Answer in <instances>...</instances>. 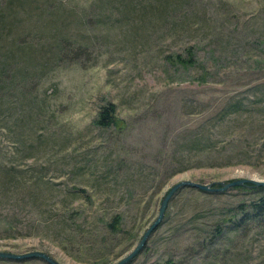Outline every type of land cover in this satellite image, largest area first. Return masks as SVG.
Returning <instances> with one entry per match:
<instances>
[{"label":"rangeland","instance_id":"374dc122","mask_svg":"<svg viewBox=\"0 0 264 264\" xmlns=\"http://www.w3.org/2000/svg\"><path fill=\"white\" fill-rule=\"evenodd\" d=\"M237 179L264 180V0H0V251L115 264L174 184ZM251 186L180 188L128 264H264L228 225Z\"/></svg>","mask_w":264,"mask_h":264},{"label":"water","instance_id":"95a60500","mask_svg":"<svg viewBox=\"0 0 264 264\" xmlns=\"http://www.w3.org/2000/svg\"><path fill=\"white\" fill-rule=\"evenodd\" d=\"M246 184H252L253 186H264V180L262 179H237V180L230 181L226 184L222 183L221 188L219 189L209 188L208 185L194 183L191 181H181V182L174 184L163 197L155 220L148 227V229L144 232L141 239L138 241V243L135 245V247L131 250V252L128 255L120 259L115 264H128L133 258H135L141 252L150 234L161 224L170 198L180 188L185 187V186H192V187H197L202 190L221 191V190H225L232 186H239V185H246ZM0 258H6V259H11V260H24V259H30V258H39V259L44 260L48 264H61L55 259H53L51 256H49L48 254L41 252V251H31V252H26L23 254H15V253H10V252L0 251Z\"/></svg>","mask_w":264,"mask_h":264},{"label":"trees","instance_id":"16d2710c","mask_svg":"<svg viewBox=\"0 0 264 264\" xmlns=\"http://www.w3.org/2000/svg\"><path fill=\"white\" fill-rule=\"evenodd\" d=\"M227 110L230 111H237L239 110V105L232 104L231 106H228ZM97 123L99 126L106 128L108 126H111L115 124V115H114V109L112 106H106L100 111V116L97 118ZM254 188L253 186H251ZM255 191H262L264 190L263 186H258L254 188ZM247 206V209L242 207H238V213L240 211L241 217L238 221V223H233L235 226L233 227L231 224H228L232 227L233 230H240L241 228L245 227L246 224L249 221H256L257 223H261L264 226V195H259L254 201L245 204ZM118 217V216H117ZM114 218L112 222L108 224L109 228L112 230L118 229V223L119 219ZM235 219V218H233ZM229 226V227H230ZM220 234V230H219ZM3 258H0V260ZM165 264H173V262H167Z\"/></svg>","mask_w":264,"mask_h":264}]
</instances>
